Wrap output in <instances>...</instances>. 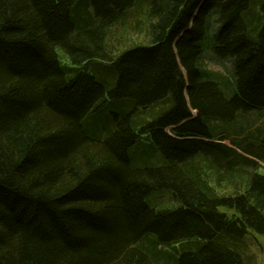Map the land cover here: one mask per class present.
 I'll return each instance as SVG.
<instances>
[{"label":"trees","instance_id":"1","mask_svg":"<svg viewBox=\"0 0 264 264\" xmlns=\"http://www.w3.org/2000/svg\"><path fill=\"white\" fill-rule=\"evenodd\" d=\"M258 161L264 0H0V264H248Z\"/></svg>","mask_w":264,"mask_h":264},{"label":"rangeland","instance_id":"2","mask_svg":"<svg viewBox=\"0 0 264 264\" xmlns=\"http://www.w3.org/2000/svg\"><path fill=\"white\" fill-rule=\"evenodd\" d=\"M135 36H132L133 40H136V42H141V41L143 42V39L141 36L139 37L137 35ZM210 62H211V67H212L209 69L210 71L216 68L224 72L221 69L223 65L219 64L218 62L214 60H210ZM105 135H107V133H105ZM225 143L227 145L231 144L229 141H225ZM140 157L143 158L144 155H141ZM258 164L260 166L259 172L264 173V162L258 161ZM145 166H147V164H145ZM221 189H222V193H225V194H230L234 192V190L230 186L222 187ZM250 233H251L250 235L252 236L249 239V245H250V251H251L250 253L252 256H250L251 259H250V262L248 261V264H264V234H261L260 232L255 231V230H251Z\"/></svg>","mask_w":264,"mask_h":264}]
</instances>
